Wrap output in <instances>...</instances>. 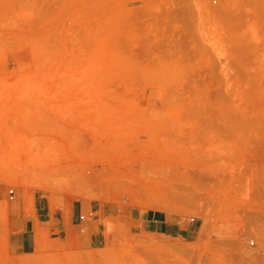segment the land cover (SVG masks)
Masks as SVG:
<instances>
[{"label": "rangeland", "instance_id": "1", "mask_svg": "<svg viewBox=\"0 0 264 264\" xmlns=\"http://www.w3.org/2000/svg\"><path fill=\"white\" fill-rule=\"evenodd\" d=\"M0 187L117 213L0 264H264V0H0Z\"/></svg>", "mask_w": 264, "mask_h": 264}, {"label": "crops", "instance_id": "2", "mask_svg": "<svg viewBox=\"0 0 264 264\" xmlns=\"http://www.w3.org/2000/svg\"><path fill=\"white\" fill-rule=\"evenodd\" d=\"M31 196L21 189L9 196L0 187V206L7 203L4 220L7 250L11 255H28L61 241L100 248L107 243V220L117 217L114 207L100 200L74 199L64 207H56L45 194L33 191ZM128 213L146 218L159 233H168L171 223L163 211ZM81 216H84L83 218ZM180 233V232H179Z\"/></svg>", "mask_w": 264, "mask_h": 264}, {"label": "built area", "instance_id": "3", "mask_svg": "<svg viewBox=\"0 0 264 264\" xmlns=\"http://www.w3.org/2000/svg\"><path fill=\"white\" fill-rule=\"evenodd\" d=\"M13 191H14V189L12 188V189H10V193L12 194L13 193ZM82 218L84 217V216H81Z\"/></svg>", "mask_w": 264, "mask_h": 264}]
</instances>
